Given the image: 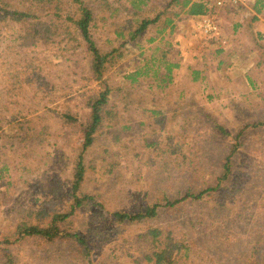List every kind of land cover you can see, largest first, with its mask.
<instances>
[{
  "label": "rangeland",
  "instance_id": "obj_1",
  "mask_svg": "<svg viewBox=\"0 0 264 264\" xmlns=\"http://www.w3.org/2000/svg\"><path fill=\"white\" fill-rule=\"evenodd\" d=\"M88 1L99 13L94 35L98 47H121L124 53L104 78L112 89L106 110L113 109L117 116L104 123L85 154L91 169L83 190L97 208L95 216H84L81 227L92 256L84 258L70 244L40 246L29 240L15 247L11 260L149 264L158 246L151 233L157 229L164 232V243L173 238L182 249L176 264H264V32L259 22L252 32L246 29L249 18L232 13V7L218 8L211 17L215 33L205 35L203 17L183 16L182 27L171 39L167 28L161 36L167 40L148 44L172 17L166 14L152 35L130 43L125 33L123 38L116 34L128 19L121 6L130 3L108 0L106 10L100 0ZM148 1L141 15L153 18L172 0ZM248 3L247 10L264 21V0ZM66 7L75 9L72 1ZM22 26L0 15L1 248L7 247L1 244L16 230L23 210H69L67 193L82 138L61 114L72 112L85 121V92L101 87L86 80L90 62L82 51L46 46L25 36L28 28ZM237 26L241 29L234 33ZM140 71L148 75L133 82ZM167 75L173 77L172 85ZM25 127L28 138L35 136L32 128L42 141L22 143ZM238 137L241 147L232 174L219 187ZM180 141L187 162L171 155ZM166 145L173 149L164 156L159 150ZM217 188L201 200L187 197L190 190L198 194ZM166 198L177 205L167 206ZM153 206H158L156 218L142 222L119 225L112 217L116 212L143 213Z\"/></svg>",
  "mask_w": 264,
  "mask_h": 264
},
{
  "label": "trees",
  "instance_id": "obj_2",
  "mask_svg": "<svg viewBox=\"0 0 264 264\" xmlns=\"http://www.w3.org/2000/svg\"><path fill=\"white\" fill-rule=\"evenodd\" d=\"M68 1H72V4L75 5V9L67 10L66 4ZM100 1L101 3L104 2V8H106V10L110 7L108 0ZM126 1L130 3V7L122 5L121 8L126 15H128V19L120 27L122 31H116V34L123 38L125 36L123 33H125L129 36L130 43H136L138 40L141 41V38H147L148 35H152L153 29L162 20L163 15L171 14L172 17L167 20L164 28L157 29V35L150 39L148 44L155 43L158 40L162 44L165 39L167 40L166 37L168 36L169 39H171L178 27H182L183 16L192 18L197 17L198 19L204 18L208 14V8L203 0H184L181 3L179 0H172L168 8H165L153 18L144 16V14L141 15V11H143L142 7L145 8L148 6V0ZM94 3H96V0H94ZM88 5L89 1L86 2V0H0V15L2 19L6 21L11 20L12 23L24 25L22 27L28 28V32L24 34L25 36H29L35 41H40L46 46H59L63 48V51H70L72 53L82 51L86 59L90 62V76H87L86 80L89 84L95 82L101 84L100 90L96 91L90 89L85 92V96L87 97L86 105L89 109V115L87 119H84L85 121H80L79 115L73 114L72 112L61 114V119L63 121H68L72 128H77L82 138V145L76 156L73 179L67 193L70 203V206H68L69 210L64 213L55 211L53 214H49L45 210H23L21 214L22 218L16 230L10 237L6 238L3 244H1L5 245L2 247H7L1 248L0 246V264H16L15 261L11 260L13 255L12 252L15 251L17 245L29 240H33V243L40 246L70 244L73 247H78L77 249L84 258L90 259L92 256L89 238L81 227V221L84 216H95L94 210L97 208V205L93 202L94 199L83 190L86 180L85 174L91 169V166L89 167L87 163L85 154L95 145L96 135L99 133L98 131L101 127L104 126V123L106 121L108 123L109 121L113 122L114 120L112 119H115L113 116H117L114 114L113 109L110 111L106 110L112 89L104 83V78L111 67L116 65L117 59L124 53L121 47L115 48L114 46L110 51H104V49L98 47L94 40V35L97 34L98 31L97 23L99 17L97 14L99 13L96 12L94 7ZM177 7H180V9L175 12ZM171 9H174L173 11L175 13L172 14L170 12ZM187 9L188 11H186ZM250 13V10L244 12V16L247 20L248 18L251 19ZM113 14H116V11ZM167 28L170 29L169 35L164 38L161 37ZM240 29V26H237L234 28L233 32L237 33ZM165 42L167 44L169 43L168 41ZM114 44H116V40ZM147 75V73L144 74L141 71L137 72L133 78V82H137L138 77ZM164 78H170L169 85L173 84L174 79L171 75H167ZM199 80L203 82L204 78H199ZM170 94L168 96H170ZM123 98L125 97L123 96ZM181 99H185V96L181 97ZM130 108H132V106H130ZM149 112L153 116L157 114L156 110H149ZM166 116L167 114L162 115L163 118ZM160 123L163 124V122ZM257 126H253V128ZM111 127L113 126H108V128ZM21 129V132L27 133L22 138V143H25V145L29 142H34L35 144L42 141L38 138L41 136L40 132L36 134L31 128L35 136L33 138H28L29 131H27V127ZM239 138L240 137L236 138V143L233 144L231 153L226 160L223 174L219 178V187L227 182L232 174L231 167L233 166V160L237 148L241 147ZM173 147L177 150L176 152H171V155L176 154V158H181L183 162L189 160L186 155V150L184 149L185 147L181 141L177 142V145ZM172 149L171 146L166 145V147L160 149L159 152L165 151L166 153H163L164 156L166 154L170 155L169 152ZM191 151L192 150H190V152ZM215 190H218V188L203 190L198 194L191 193L190 190L187 197L189 199L201 200L208 192ZM166 201L169 207L177 205V202H170L167 198ZM157 209L158 206L148 207L145 212L138 214L116 212L112 217H114L119 225L126 223L134 224L136 222L156 218ZM163 233V231L157 229H154L151 233L153 240L157 241L158 246L156 248L157 250L151 252L152 257L148 258L149 264L177 263L178 256L181 254L182 249L176 248L173 238L164 243V240L162 241L161 239ZM185 249L189 252L187 248H184V250ZM69 251H71L70 248ZM176 251L177 253L175 254ZM20 253L19 251L18 254ZM73 261L75 262L74 259ZM85 264L93 263L91 260H88Z\"/></svg>",
  "mask_w": 264,
  "mask_h": 264
},
{
  "label": "built area",
  "instance_id": "obj_3",
  "mask_svg": "<svg viewBox=\"0 0 264 264\" xmlns=\"http://www.w3.org/2000/svg\"><path fill=\"white\" fill-rule=\"evenodd\" d=\"M208 8V14L204 17L202 23L205 35H211L217 31V27L214 20L211 19L216 13L215 9L223 8L225 10L228 7H232V13H238L242 16L244 12L249 8L248 0H215L210 2V0H203ZM235 8V9H234Z\"/></svg>",
  "mask_w": 264,
  "mask_h": 264
},
{
  "label": "crops",
  "instance_id": "obj_4",
  "mask_svg": "<svg viewBox=\"0 0 264 264\" xmlns=\"http://www.w3.org/2000/svg\"><path fill=\"white\" fill-rule=\"evenodd\" d=\"M251 14H253V16H252V20L250 19L249 20V22H248V24H247V26H246V29H248V30H251L252 32H253V30H254V28H255V24H257L258 22H259V28L260 29H263V30H259V31H261V32H264V21L263 20H261L260 18H256V14L254 13V11H253V13L251 12L250 13V15ZM248 18V17H247ZM240 24H243V22L242 23H240ZM254 27V28H253ZM244 28V27H243ZM257 33V32H256ZM260 34V33H259Z\"/></svg>",
  "mask_w": 264,
  "mask_h": 264
}]
</instances>
